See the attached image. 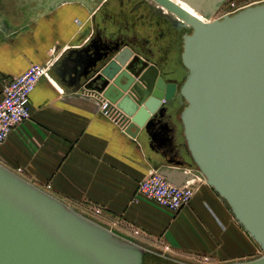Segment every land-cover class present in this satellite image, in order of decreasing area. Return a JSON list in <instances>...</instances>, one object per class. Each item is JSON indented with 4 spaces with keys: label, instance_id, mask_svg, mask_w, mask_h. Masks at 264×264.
I'll return each instance as SVG.
<instances>
[{
    "label": "water",
    "instance_id": "95a60500",
    "mask_svg": "<svg viewBox=\"0 0 264 264\" xmlns=\"http://www.w3.org/2000/svg\"><path fill=\"white\" fill-rule=\"evenodd\" d=\"M95 1L83 5L91 11ZM152 1L191 29L183 36L180 82L119 45L73 50L52 73L72 92L107 101L131 139L163 144L172 168L158 173L175 186L201 178L264 254V1L210 20L226 0H182L207 22L171 0ZM181 146L190 173L178 169L188 164ZM144 256L0 164V264H143ZM227 264H264V256Z\"/></svg>",
    "mask_w": 264,
    "mask_h": 264
},
{
    "label": "crops",
    "instance_id": "0c3cea01",
    "mask_svg": "<svg viewBox=\"0 0 264 264\" xmlns=\"http://www.w3.org/2000/svg\"><path fill=\"white\" fill-rule=\"evenodd\" d=\"M0 0V99L6 83L33 64L52 66L91 39L83 1ZM249 6L264 0H235ZM90 3V2H89ZM29 95V120L0 145V164L84 216L86 205L102 208L91 220L144 249L150 263L227 264L259 258V247L235 221L225 202L199 177L190 203L170 214L134 201L137 184L151 172L172 168L173 154L146 135L131 139L99 111L85 92H72L52 73ZM183 146L178 117L173 120ZM161 145V146H159ZM181 146V147H182ZM188 163L178 168L188 173ZM201 179V180H198ZM143 230L140 236L133 229Z\"/></svg>",
    "mask_w": 264,
    "mask_h": 264
},
{
    "label": "flooded vegetation",
    "instance_id": "af4514ba",
    "mask_svg": "<svg viewBox=\"0 0 264 264\" xmlns=\"http://www.w3.org/2000/svg\"><path fill=\"white\" fill-rule=\"evenodd\" d=\"M153 2L95 1L90 19L91 39L87 47L106 52L119 45L128 48L149 65L167 69L174 65L177 67L180 64L183 36L189 34L191 29L182 27L178 20L162 12ZM200 20L205 22L203 18Z\"/></svg>",
    "mask_w": 264,
    "mask_h": 264
},
{
    "label": "built area",
    "instance_id": "2783aa9c",
    "mask_svg": "<svg viewBox=\"0 0 264 264\" xmlns=\"http://www.w3.org/2000/svg\"><path fill=\"white\" fill-rule=\"evenodd\" d=\"M244 7L239 6V3L236 1L231 2L220 12L219 17L214 19L233 14ZM51 68L52 62H47L43 65L33 64L26 72L12 77L6 83L2 98L0 99V145L5 142L12 130L29 120V95L40 79L51 80ZM99 111L105 118L123 131L122 115L114 108H108L107 101L99 103ZM196 180L197 178L194 176L193 179L186 181L184 185L175 186L161 176L158 171H154L138 182L133 200H145L174 215L190 203L194 195ZM102 211L100 206L88 203L84 211V218L91 220V218L102 215ZM132 231L134 236L143 234V231L137 228H134ZM210 262L211 258L204 256L201 264H210Z\"/></svg>",
    "mask_w": 264,
    "mask_h": 264
},
{
    "label": "rangeland",
    "instance_id": "374dc122",
    "mask_svg": "<svg viewBox=\"0 0 264 264\" xmlns=\"http://www.w3.org/2000/svg\"><path fill=\"white\" fill-rule=\"evenodd\" d=\"M235 0H226L224 3H222L220 6H219V8L215 11V13L212 15V16H210V20H213L214 18H217V17H219V15H220V12L224 9V8H226L231 2H234ZM239 6H241L242 7V5H240L239 4ZM244 7V6H243ZM203 18V17H202ZM199 19H201V18H199ZM203 20L205 21V22H207L208 20H206V18L204 17L203 18ZM179 63V62H178ZM178 66H181V64H179V65H177V67H176V65H174L173 66V68H170L169 70H171V71H174L175 72V76H174V78H176L177 80H178V82H180L182 79H183V77H184V75H185V71H183L182 69H181V67L179 68ZM177 68V69H176ZM181 110V107H179L178 108V110H177V114L179 113V111ZM178 117V116H177ZM82 216V215H81ZM84 217V216H83ZM92 221V220H91ZM138 229V228H137ZM141 231H143V230H141ZM262 252H261V250L259 251V257H262ZM146 256V255H145ZM148 259V260H147ZM144 262H143V264H152V263H150L149 262V258H147ZM154 264V263H153Z\"/></svg>",
    "mask_w": 264,
    "mask_h": 264
},
{
    "label": "bare ground",
    "instance_id": "6f19581e",
    "mask_svg": "<svg viewBox=\"0 0 264 264\" xmlns=\"http://www.w3.org/2000/svg\"><path fill=\"white\" fill-rule=\"evenodd\" d=\"M173 2H175L177 5L181 6L182 8H184L187 12H189L190 14H192L193 16H195L196 18H202L201 14H198L192 6H190L189 4H187L186 2L182 1V0H171ZM151 3V2H150ZM153 4H155V6L157 8H159L162 12L170 14L166 9H164L163 7H161L160 5L156 4L153 2ZM176 17H174L175 19ZM177 19V18H176ZM178 22H180L181 24H184L185 26L189 27L188 24H185L182 20L177 19ZM200 20V19H199ZM202 21V20H201Z\"/></svg>",
    "mask_w": 264,
    "mask_h": 264
},
{
    "label": "trees",
    "instance_id": "16d2710c",
    "mask_svg": "<svg viewBox=\"0 0 264 264\" xmlns=\"http://www.w3.org/2000/svg\"><path fill=\"white\" fill-rule=\"evenodd\" d=\"M146 259H147V257H146V256H144L143 262H144ZM147 260H148V259H147Z\"/></svg>",
    "mask_w": 264,
    "mask_h": 264
}]
</instances>
